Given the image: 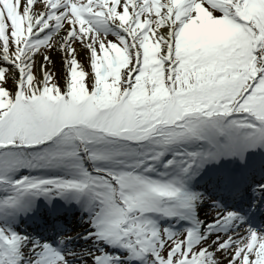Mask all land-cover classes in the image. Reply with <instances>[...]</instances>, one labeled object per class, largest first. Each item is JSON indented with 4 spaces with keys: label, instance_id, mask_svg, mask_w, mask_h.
I'll return each instance as SVG.
<instances>
[{
    "label": "snow or ice",
    "instance_id": "1",
    "mask_svg": "<svg viewBox=\"0 0 264 264\" xmlns=\"http://www.w3.org/2000/svg\"><path fill=\"white\" fill-rule=\"evenodd\" d=\"M257 146L264 0H0V264H264V227L187 183ZM38 196L87 228L18 230Z\"/></svg>",
    "mask_w": 264,
    "mask_h": 264
},
{
    "label": "rangeland",
    "instance_id": "2",
    "mask_svg": "<svg viewBox=\"0 0 264 264\" xmlns=\"http://www.w3.org/2000/svg\"><path fill=\"white\" fill-rule=\"evenodd\" d=\"M248 153H255V156L253 157V158H262V157H264V148H262V147H259V146H257V147H254V148H249L248 149ZM248 153H246L245 154V156L247 157L248 156ZM215 162H217V163H219L220 164V161H211V162H207V163H205L204 164V166L201 168L202 170H204V171H210V170H217L216 169V167L215 166H213V164H215ZM209 163H212V165L211 164H209ZM225 163H227V161H225ZM200 169V170H201ZM187 183H188V186L191 188V183H193V179H192V176L191 177H189V179H188V181H187ZM57 197H60V196H57ZM37 198L38 197H36L35 198V204L37 203L36 202V200H37ZM69 202H70V204L73 206V204L74 205H76V209H83L82 207H81V205L76 201V200H73V199H67ZM64 201H66V199L65 200H63V202ZM72 202H73V204H72ZM78 212H80V211H78ZM25 214H27L28 212H24ZM77 213V212H76ZM80 214V213H79ZM87 215L88 214H86L85 215V217H87ZM18 221L20 220V216L18 217V219H17ZM85 228H87V226H88V221L85 219ZM19 224V222H16V224H15V227L18 229V230H21L22 229V227H23V224L21 223V226H17ZM19 227V228H18Z\"/></svg>",
    "mask_w": 264,
    "mask_h": 264
},
{
    "label": "bare ground",
    "instance_id": "3",
    "mask_svg": "<svg viewBox=\"0 0 264 264\" xmlns=\"http://www.w3.org/2000/svg\"><path fill=\"white\" fill-rule=\"evenodd\" d=\"M81 57H82V54H81ZM60 70V60H59V58L57 57L56 58V68L54 69V71H59ZM262 162H264V160L262 161H259L258 163L259 164H261ZM258 166V165H257ZM252 172V174L251 175H249V176H254L255 175V171L253 170V171H251ZM209 177L210 178H212V177H214V173L213 172H209ZM202 181V180H201ZM48 209H49V207H47V206H43V208H42V211L43 212H49L48 211ZM65 210V209H64ZM202 210H204V207L203 206H201V208H200V206L196 209V211L199 213V212H201ZM66 211V210H65ZM50 213V212H49ZM65 212H62L61 210H58V211H56L55 212V214H52V219L54 220V218L55 219H57L60 215H63ZM25 223L26 224H28V225H32V224H38V225H41L42 227H46L47 225H49L50 224V221L49 222H46V223H43V222H40V220H38V219H36V218H32L31 220H26L25 221ZM79 224L80 225H82V226H80V227H78V226H75L71 231L72 232H76V233H79L80 232V230L82 229V228H84V224H83V222L82 221H80L79 222ZM77 239H75V243L76 242H78V241H76ZM80 243V242H79Z\"/></svg>",
    "mask_w": 264,
    "mask_h": 264
}]
</instances>
